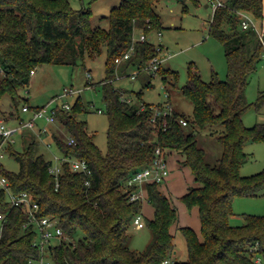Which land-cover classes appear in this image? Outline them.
<instances>
[{
    "label": "trees",
    "instance_id": "16d2710c",
    "mask_svg": "<svg viewBox=\"0 0 264 264\" xmlns=\"http://www.w3.org/2000/svg\"><path fill=\"white\" fill-rule=\"evenodd\" d=\"M159 1L121 0L111 8L106 28L92 24L90 7L74 8L70 0H0V101L6 94L18 98L38 65H74L97 57L106 48V77L102 80L109 118L106 152L96 144L87 122L78 118L87 110L81 95L69 110L59 108L57 112V121L68 136L50 128L44 133L61 155L85 159L90 175L72 170L64 162L57 180L50 171L54 160L38 150L40 140L34 131L22 150L10 140L4 145L20 164L13 171L0 161V173L9 179L12 190L29 192L40 205L39 215L54 216L63 228L65 238L54 240L50 249L52 264H163L171 257L176 247L172 226L179 213L157 181L146 184L154 216L143 217L153 236L142 251L128 245V228L142 211L143 199H130L137 186H128L127 180L152 162L158 147L165 149L167 157L170 150L182 152V163L191 167L197 183L181 199L188 208L198 207L200 232L190 225L178 227L186 240L187 258L173 264H264V214H245L241 224L230 222L236 196H255L264 190V168L251 175L240 172L250 158L245 143L264 139V123L247 126L242 118L252 104L257 108L264 104V90L253 103L246 98L249 78L261 62L264 47L256 29L242 26V13L263 19L264 0H222L209 21V33L224 45L226 78L213 72L206 81L189 66L182 90L194 104L192 116L173 109L171 114L158 115L153 124L152 105L163 110L168 100L145 101L139 89L129 102L122 98L127 90L113 80L117 73L126 76L129 69L143 71L157 53L149 34L163 26L156 10ZM137 30L147 38L134 41ZM133 41V53L118 62ZM157 73L164 79L169 74L176 76L162 65ZM28 102L26 99L23 106ZM141 103L145 108L141 109ZM11 117L26 119L14 112ZM181 117L188 120L186 125L179 121ZM198 128L207 129L220 141L222 153L216 163L207 160L205 148L199 145ZM68 137L75 142L70 143ZM1 211L7 214L0 236V264H27L40 253L33 243L37 228L29 223L26 206H10L4 192H0ZM257 256L261 262L256 261Z\"/></svg>",
    "mask_w": 264,
    "mask_h": 264
},
{
    "label": "rangeland",
    "instance_id": "374dc122",
    "mask_svg": "<svg viewBox=\"0 0 264 264\" xmlns=\"http://www.w3.org/2000/svg\"><path fill=\"white\" fill-rule=\"evenodd\" d=\"M120 2L121 0H70L74 8L90 7L92 24L106 28L109 26L108 15L111 8ZM206 3L207 0H161L156 4V10L162 17L163 26L161 29L153 30L149 37L155 44L161 43L163 49L172 54L162 63V66L174 70L176 76L169 74L164 79L159 73L152 74L149 70H143L136 78L127 75L117 77L116 75L113 80L114 84L125 88L127 90L125 94L129 96H133L134 91L142 89V98L145 101L156 104L168 100L175 110L192 116L194 104L182 90L188 81L189 66L196 68L206 81L212 78L213 72H217L221 79L227 76L225 48L218 38L209 33V21L213 16V7L212 5L206 6ZM257 21L261 29L264 30V14L263 19H257ZM159 31H161V35L158 34ZM139 34L140 30H137L136 36ZM105 61L106 48L104 47L97 57L87 58L84 62L80 61L74 65L61 63L38 65L32 74L30 85L19 90L18 98L13 100L9 94L4 95L0 101V119L5 120L7 124H14L15 120L10 119L12 112L19 113L26 118L30 116V112L22 109L26 99L29 100L28 104L31 106L45 105L60 95L64 88L80 89L78 93L60 98L54 104L61 103L65 99L73 104L78 95H81L87 110L80 112L78 118L87 122L88 130L94 134L96 144L105 153L109 124L102 91V80L106 77ZM132 70L129 69L128 72ZM88 71L91 73L90 78L87 75ZM88 80L90 81L89 85H87ZM149 81L152 83L151 85L147 84ZM260 90H264V64L261 62L249 78L246 98L252 103L255 102ZM242 118L247 126H253L258 122L264 123V104L260 108L252 104L244 112ZM39 123H43V121H39ZM49 128L52 131L59 130L62 125L56 122ZM196 133L199 145L206 150L207 160L216 163L222 153L220 141L210 135L207 129L198 128ZM41 136L37 135L40 140L38 150L43 152L46 157L55 160V155H61L56 144L45 139L44 134ZM64 136L68 135L64 134ZM31 137L32 134L29 130L17 135L15 147L22 150L24 143ZM47 142H50V146L47 145ZM244 149L250 154V158L242 164L241 174L251 175L263 170L264 139L248 140ZM0 161L9 170L17 171L20 167L16 158L7 152L0 158ZM185 166L187 172L179 169L183 184L186 181H193L190 167ZM160 184L163 186L164 181ZM233 210L234 214L230 217L232 224L245 222V214H264V190L255 196H236L233 201ZM173 231L177 252L172 253L169 258L172 262L187 258L186 240L183 233L178 229ZM128 234V245L137 251L144 250L153 236L148 226L137 228L134 222L130 223Z\"/></svg>",
    "mask_w": 264,
    "mask_h": 264
},
{
    "label": "built area",
    "instance_id": "2783aa9c",
    "mask_svg": "<svg viewBox=\"0 0 264 264\" xmlns=\"http://www.w3.org/2000/svg\"><path fill=\"white\" fill-rule=\"evenodd\" d=\"M209 4L212 5L213 11L219 6L223 4L222 0H208ZM242 26L244 28L253 27L257 30L264 47V30L261 29L258 21L249 13H242ZM161 35V31L158 32ZM145 40L147 38L146 33L141 32L139 36H136V33L133 34V40L136 39ZM134 41L130 48L124 53L123 56L118 58V62H121L124 59L130 57V55L134 51ZM163 45L161 43L155 44V48L157 53L147 62V64L142 68V70H149L152 74H156L159 67L162 63L172 54L168 53L167 50H164ZM261 63L264 64V48L262 52ZM34 70L32 71V73ZM140 73L139 68H133L127 75L131 78H136ZM88 77H91V73L87 72ZM122 75L117 73V77H121ZM80 91L74 88H64L63 92L54 97L51 101H49L45 105H41L37 108H31L29 104H25L22 109L26 112H30V116L22 121H15L14 124H7L5 120L0 119V137L3 138L2 144H0V158L4 156L6 153L4 149V145L7 141H12L15 143L16 136L19 134H23L25 130H33L36 135L42 137L52 124L57 122V112L59 108H64L69 110L72 106L68 99L63 100L61 103L54 104L60 98H66L71 94L78 93ZM169 93H167V96ZM122 98L129 102L133 101L131 96L123 95ZM155 108V114L152 116L151 121L153 124L156 123L157 116L161 113L163 114H171L173 112V105L170 102L164 103L163 110L157 108L156 105H152ZM145 108V105L141 103V109ZM101 111V109H99ZM39 121H43V123H39ZM179 121L186 125L188 120L185 117H181ZM69 142H75L73 137H68ZM47 145L50 146V142H47ZM54 163L50 166V171L56 175L58 180V176L62 171L63 163L68 162L71 169L79 172H83L86 175L91 174V168L88 162L80 157L72 156V155H55ZM170 173V168L168 164V157L165 154V149L158 147L156 149L155 157L152 162L144 166L143 168L137 170L128 180V186H137L131 192L130 199H143V194L141 192V184L148 181H157L162 182L165 181ZM89 182V181H88ZM0 192H4L7 196L10 206L23 205L26 206L28 211V220L29 223H33L37 228L38 235L34 240V245L39 247L40 253L37 257L29 258L27 264H52L51 259V246L54 240H61L65 238L63 233V228L58 223L57 218L54 216H41L39 215V203L36 201L32 195L27 191L15 192L12 190L10 186L9 179L0 173ZM7 212H0V236L3 228V221L6 218ZM134 224L137 228L144 227V218L142 213H138L134 218ZM257 262H261V257H256ZM164 263L173 264L170 259H165Z\"/></svg>",
    "mask_w": 264,
    "mask_h": 264
},
{
    "label": "crops",
    "instance_id": "0c3cea01",
    "mask_svg": "<svg viewBox=\"0 0 264 264\" xmlns=\"http://www.w3.org/2000/svg\"><path fill=\"white\" fill-rule=\"evenodd\" d=\"M209 5L210 4L207 0L206 6H209ZM57 123L59 124L58 121ZM29 131L30 133L33 132L32 130H29ZM53 131L67 135V132L63 127L59 128V130L55 129ZM45 139H48V138L46 137ZM183 159H184V154L182 152H180L179 150H175V149L170 150L168 154V164L170 168V173L167 177L168 179L166 178V180L164 181L163 186L160 184V188L171 198L172 202L177 206V209H178V213H179L178 222L172 226V231L174 229H178V227L181 225H190L193 228H195L198 232H200V218H199L198 207L194 206L192 208H188L185 202L181 199V196L188 191L190 186L197 184L194 180V174H191V178L193 177L192 178L193 181L191 180L189 182L186 181L184 184L181 182L182 177H181L179 169L181 168L182 170L187 172V168H185L186 164L185 165L181 164ZM191 173H193L192 169H191ZM188 175H189V172H188ZM146 184L147 182H144L140 186L141 192L143 194L141 213L143 217L153 218L155 208L149 202L147 198ZM176 252H177V249L175 247V250L173 253H176Z\"/></svg>",
    "mask_w": 264,
    "mask_h": 264
}]
</instances>
